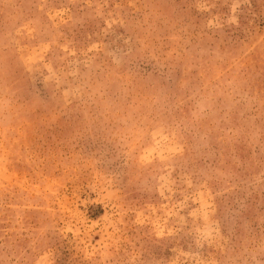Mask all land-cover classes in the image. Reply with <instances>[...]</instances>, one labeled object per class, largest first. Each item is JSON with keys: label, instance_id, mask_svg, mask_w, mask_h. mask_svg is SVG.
<instances>
[{"label": "rangeland", "instance_id": "374dc122", "mask_svg": "<svg viewBox=\"0 0 264 264\" xmlns=\"http://www.w3.org/2000/svg\"><path fill=\"white\" fill-rule=\"evenodd\" d=\"M0 264H264V0H0Z\"/></svg>", "mask_w": 264, "mask_h": 264}]
</instances>
